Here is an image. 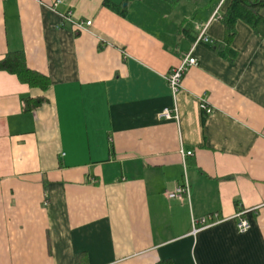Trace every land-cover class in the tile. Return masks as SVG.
I'll use <instances>...</instances> for the list:
<instances>
[{
	"label": "crops",
	"instance_id": "0c3cea01",
	"mask_svg": "<svg viewBox=\"0 0 264 264\" xmlns=\"http://www.w3.org/2000/svg\"><path fill=\"white\" fill-rule=\"evenodd\" d=\"M55 1L0 0V60L48 80L0 71V264H264V38L237 21L233 60L210 49L229 0Z\"/></svg>",
	"mask_w": 264,
	"mask_h": 264
},
{
	"label": "trees",
	"instance_id": "16d2710c",
	"mask_svg": "<svg viewBox=\"0 0 264 264\" xmlns=\"http://www.w3.org/2000/svg\"><path fill=\"white\" fill-rule=\"evenodd\" d=\"M104 5L115 9L109 2L104 1ZM242 21L248 25L253 32L264 38V0H229V5L223 15L221 22L225 29L224 41L220 44L210 47L211 50L225 57L228 61L234 58V52L229 47L235 34V23ZM0 71H5L15 75L18 80L30 87H40L46 89L48 80L41 74L29 69L26 65L25 57L20 52L7 53L0 60ZM45 99H27L24 102L25 110H32L42 105ZM82 256L76 257V264H79ZM157 264H172L169 261L158 262Z\"/></svg>",
	"mask_w": 264,
	"mask_h": 264
},
{
	"label": "built area",
	"instance_id": "2783aa9c",
	"mask_svg": "<svg viewBox=\"0 0 264 264\" xmlns=\"http://www.w3.org/2000/svg\"><path fill=\"white\" fill-rule=\"evenodd\" d=\"M223 1L224 0H222L221 3H223ZM59 3L60 1L56 0L54 7ZM61 18H62L63 23L70 25L72 28L78 31H85L86 28H88L92 23L91 21L82 22L80 20H76L71 11H67L65 14L61 16ZM196 43L213 45L212 42L207 37H205L203 33L200 34V36L197 38ZM197 65H198L197 60L194 57H192L191 54H188L181 61L179 66H177L176 68H173L166 74L165 81L168 85V88L174 100H175L176 94L181 89V81H182L183 76L185 75V73L188 71L189 68L197 66ZM200 109L205 114H209L211 112V109L204 102H201ZM160 118H163L166 120H172V119L176 120L177 119L176 108L164 109L162 113L160 114ZM185 155L189 156L191 155V153H186ZM166 197L168 199L179 200V201H182L184 198L188 197V184H187L186 179L183 181L182 184H178L177 186H175V188L171 192H167ZM241 216H242V213H238L236 215V218H238V221L236 223V228L238 232L244 233L249 229V223L248 221L243 219ZM211 217H214V216H207V217L200 219V223L202 224V226L200 228H193V233H196L199 230H202L206 228L207 226H210V225H205V220L210 219ZM193 223L195 222L193 221Z\"/></svg>",
	"mask_w": 264,
	"mask_h": 264
}]
</instances>
